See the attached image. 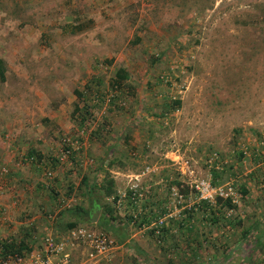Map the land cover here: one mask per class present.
<instances>
[{
  "label": "rangeland",
  "instance_id": "1",
  "mask_svg": "<svg viewBox=\"0 0 264 264\" xmlns=\"http://www.w3.org/2000/svg\"><path fill=\"white\" fill-rule=\"evenodd\" d=\"M0 58L3 190L17 188L6 179L16 169L44 178L36 163L19 164L21 150L50 160L57 176L38 196L54 203L23 210V223L2 218L1 240L34 246L47 231L64 233L74 220L61 215L65 201L88 206L83 178L98 186L109 173L119 199L140 184L138 202L97 193L129 239L98 223L97 206L78 225L109 232L116 248L92 260L75 243L70 264H241L254 249L242 235L264 227V0H0ZM119 68L129 77L109 97ZM65 137L81 148L58 165ZM201 180L233 187L236 207L223 206L217 223L200 212L188 223L205 199Z\"/></svg>",
  "mask_w": 264,
  "mask_h": 264
},
{
  "label": "built area",
  "instance_id": "2",
  "mask_svg": "<svg viewBox=\"0 0 264 264\" xmlns=\"http://www.w3.org/2000/svg\"><path fill=\"white\" fill-rule=\"evenodd\" d=\"M114 91L109 94V97H113L118 92L117 86L113 87ZM111 99V98H109ZM84 130L82 131V133ZM81 144L79 141L73 138L65 137L63 145L60 148L59 153L56 155L55 162L62 165L73 154L75 149H80ZM19 157V164L22 163H36L42 167L44 179L50 182L55 176L56 172L52 166V163L46 162L44 156L38 153H30L21 150L17 153ZM93 163V159L89 160ZM186 172L190 175L193 174V170L185 163ZM7 166H2L0 169L1 175L8 173ZM137 177V176H136ZM140 184L135 182L130 185V194L124 193L119 199L121 204L122 198L126 195L134 201L138 202L142 192L140 190ZM4 183L0 181V191L3 190ZM197 188L201 192V196L205 199L212 200L217 195L226 197L231 196L229 192H233V187L230 185L226 194L223 192L222 187L212 186L210 181L201 180L197 185ZM233 201H235V198ZM75 200L74 196H70L63 204L64 207H70V203ZM63 201V200H61ZM61 209V208H60ZM5 217V208L0 207V220ZM50 217H52L50 215ZM157 226L162 225V218H159L156 222ZM158 233L159 229L156 230ZM2 239V238H1ZM0 239V251L3 249L4 242H11L12 238L5 240ZM75 243L83 244L87 250V255L92 260H100L104 258L114 247H116L115 238L104 230L91 229L85 225H77L70 228L66 233L61 232H48L44 234L40 242L35 244L32 248L24 250L22 252L13 251L8 252L5 255H0V264H70L71 261V248Z\"/></svg>",
  "mask_w": 264,
  "mask_h": 264
},
{
  "label": "trees",
  "instance_id": "3",
  "mask_svg": "<svg viewBox=\"0 0 264 264\" xmlns=\"http://www.w3.org/2000/svg\"><path fill=\"white\" fill-rule=\"evenodd\" d=\"M75 29L76 31L79 30L81 31L82 26L81 25L76 26ZM128 77L129 76L126 70L124 68H119L115 73V78L112 81V85L121 86L123 81ZM0 78L1 80H5L6 78L5 61L3 60V58H0ZM173 103H174L173 107H177L179 106L181 101L180 99H175ZM34 152L35 151L33 150L30 153H34ZM82 183L84 185V193L88 195L89 204L88 206L75 205L65 208L64 212H62L61 215L63 217L70 216L74 218L73 221L69 222L68 224L69 228L77 226L79 223L82 222H89L90 213L93 211V209H95V207L98 206V207H102L104 210L98 223L104 222L105 225L111 230V233L118 237L120 243L125 242L127 239V235L123 231V227L115 224V219H116L115 208L113 207L112 204H104L101 201V197L97 194L100 191L102 195L105 197H113V201L114 203H116L120 196L116 193L115 178L112 175H110L109 177V173H108V178L106 183L103 184L101 183L100 185L97 186V184L89 183L87 177L83 178ZM247 191H248L247 188L243 186L242 193L245 194L247 193ZM223 206L228 207L229 209H234L236 207L235 204L233 203V198L231 196L223 197L217 195L212 202L207 199H202L197 204V206L193 208V213L191 212L189 214L188 223L191 222V219L195 216L194 213L196 212L202 213V217L207 220L208 219L211 220V223H217L220 220V218L217 215L222 212ZM239 223H241V221H239ZM187 227L188 229L193 230V228H195V225L188 224ZM164 230L166 229L164 228ZM252 230H256L258 232L253 234L252 238L248 240L249 235L251 237ZM242 237L244 239L245 247H247L251 243L250 241H253L255 247L253 250H250L249 255H247L244 258L241 264H256L259 260H260L259 264H264V260H261V257H264V227L262 228L257 223L253 227L244 229ZM241 242H243V240H241ZM30 248L31 247L27 245L25 240L17 241L16 239H12L11 242H4L3 249L1 250L0 255H5L6 253L13 251L22 252L24 249H30Z\"/></svg>",
  "mask_w": 264,
  "mask_h": 264
},
{
  "label": "crops",
  "instance_id": "4",
  "mask_svg": "<svg viewBox=\"0 0 264 264\" xmlns=\"http://www.w3.org/2000/svg\"><path fill=\"white\" fill-rule=\"evenodd\" d=\"M7 153L8 152L3 151V155L5 154V156H10V154L6 155ZM56 164H58V163H56ZM10 165H12V163ZM58 165H56V167H57L58 171H60V167H58ZM19 170L20 169H16V170H14V172H11L10 174H8L6 176V177H8L6 179H8L10 181L12 180L15 183L13 185L17 188H14L12 185H9L6 189H4L3 191H0V207L5 208V215H6L5 217H9L10 219L15 221L16 223H23L21 218H19V216L21 217L23 215L22 214L23 210L29 209V210L36 212V210L38 209V207L40 205L48 207L49 203L53 204L54 202L52 200L50 201V198L47 197L46 195H44L45 197H43V199H42L43 201L39 202L40 201V199H38L39 194L42 192L44 193V191H46L45 188H47L46 186L48 185L42 176H41V178L37 177L35 170L34 171H25V172L23 170H20V171ZM15 172H19V173H15ZM114 177H115V181H117V178H116L117 176H114ZM26 180L27 181L31 180L32 182H25ZM6 183H9V182L6 181ZM27 187H30V189H26ZM16 195H20L21 196L20 199L17 198ZM10 198L13 200L12 202L10 201ZM44 199H46V200H44ZM18 200L20 201L19 203H17ZM42 202H43V204H41ZM7 213H8V215H7ZM41 217H42V215H40V213L39 214L37 213L32 217V219L33 220L35 219V221H41L40 220ZM19 219H20V221H18ZM115 224L120 225L123 228H125V225H126V223L124 225H122V224L117 223V222H115ZM67 231L68 230H66L64 233H66ZM47 232H57V231L51 230V231H47ZM125 234L127 235L126 240H128L129 235L127 233H125ZM24 237H26L24 234H20V238L24 239ZM125 242H123V243H125ZM132 248L134 249L133 253L134 252L141 253L140 251H143V248H141V247H132ZM113 250H111L110 252L112 253ZM117 253H119V252H117ZM107 255H106V257H107Z\"/></svg>",
  "mask_w": 264,
  "mask_h": 264
},
{
  "label": "water",
  "instance_id": "5",
  "mask_svg": "<svg viewBox=\"0 0 264 264\" xmlns=\"http://www.w3.org/2000/svg\"><path fill=\"white\" fill-rule=\"evenodd\" d=\"M100 214V208H97L91 215V221L94 222L98 219V216Z\"/></svg>",
  "mask_w": 264,
  "mask_h": 264
},
{
  "label": "bare ground",
  "instance_id": "6",
  "mask_svg": "<svg viewBox=\"0 0 264 264\" xmlns=\"http://www.w3.org/2000/svg\"><path fill=\"white\" fill-rule=\"evenodd\" d=\"M69 229H70V228H69ZM69 229H68V230H69ZM46 233H48V232H46ZM46 233H45V234H46ZM27 245H28V243H27ZM29 247H31V248H32V247H33V245L31 244V246H29ZM24 250H28V249H24ZM24 250H23V251H24ZM0 254H1V251H0Z\"/></svg>",
  "mask_w": 264,
  "mask_h": 264
}]
</instances>
